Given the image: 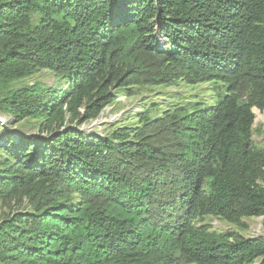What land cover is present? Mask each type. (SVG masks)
<instances>
[{"label": "trees", "instance_id": "obj_1", "mask_svg": "<svg viewBox=\"0 0 264 264\" xmlns=\"http://www.w3.org/2000/svg\"><path fill=\"white\" fill-rule=\"evenodd\" d=\"M41 71L64 84H21ZM180 83L214 95H163L107 136L71 126ZM253 109L264 0H0V115L38 130L0 124V210L23 206L0 264H264V237L206 223L264 219Z\"/></svg>", "mask_w": 264, "mask_h": 264}, {"label": "rangeland", "instance_id": "obj_2", "mask_svg": "<svg viewBox=\"0 0 264 264\" xmlns=\"http://www.w3.org/2000/svg\"><path fill=\"white\" fill-rule=\"evenodd\" d=\"M35 82H42L43 84H46L48 86H54L56 88L60 87L61 84H64V82H57L54 74L49 71H41L40 73L35 74L30 79L25 80L21 84L32 85ZM214 87V85L210 84L191 86L186 85L185 83H180L178 86L173 85L168 88H165V86L149 87L148 89L142 88L135 97H122L117 101L114 106L106 108L96 121L85 123L82 125L75 123L71 126L88 135L97 134L100 136H107L109 133L112 132V130H114L121 124H138L139 120L137 117L140 114H143L147 108L152 109L158 106L159 104H162L160 107L162 109H165L166 105L163 103V95H166L165 100H170L169 98H167L169 96L168 94H178V98L189 97L193 100H198L201 98L205 100H211L212 96L214 95ZM112 117H114L113 121ZM103 118H106V120L108 121L102 122ZM0 119H6V122L3 125H5L6 128H8L9 130H13L14 132H19V130L21 129L28 134H38V130L35 128H24L25 125L23 126V124L25 123L16 125L12 121L9 122L8 118L2 115H0ZM252 132L253 134L250 138L251 146L264 147V112L262 113L260 110L258 115L255 113V122L253 123ZM11 210L22 212L23 206H16L15 208H12V206L2 208L0 210V218L2 216V213L8 214L9 212H11ZM243 222L249 225L248 229L240 228L238 226L229 224L226 221L219 220L216 218H208L206 223L209 224L215 231L238 232L245 238L253 239L264 237L263 218L244 219Z\"/></svg>", "mask_w": 264, "mask_h": 264}, {"label": "bare ground", "instance_id": "obj_3", "mask_svg": "<svg viewBox=\"0 0 264 264\" xmlns=\"http://www.w3.org/2000/svg\"><path fill=\"white\" fill-rule=\"evenodd\" d=\"M254 110H255V113L258 115V113H259V110L257 109H253V113H254ZM255 113H254V115H255ZM114 120V117H112V121ZM105 121H108V120H106V118H103V121L102 122H105Z\"/></svg>", "mask_w": 264, "mask_h": 264}, {"label": "built area", "instance_id": "obj_4", "mask_svg": "<svg viewBox=\"0 0 264 264\" xmlns=\"http://www.w3.org/2000/svg\"><path fill=\"white\" fill-rule=\"evenodd\" d=\"M2 121V124H5L6 119H0Z\"/></svg>", "mask_w": 264, "mask_h": 264}, {"label": "water", "instance_id": "obj_5", "mask_svg": "<svg viewBox=\"0 0 264 264\" xmlns=\"http://www.w3.org/2000/svg\"><path fill=\"white\" fill-rule=\"evenodd\" d=\"M0 124H2V121L0 120ZM3 125V124H2ZM16 134H19V132H15Z\"/></svg>", "mask_w": 264, "mask_h": 264}]
</instances>
